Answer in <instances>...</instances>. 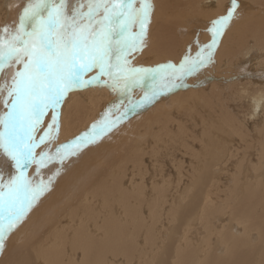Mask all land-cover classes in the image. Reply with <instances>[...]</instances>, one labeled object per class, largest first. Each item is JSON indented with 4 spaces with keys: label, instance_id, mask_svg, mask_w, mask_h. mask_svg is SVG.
<instances>
[{
    "label": "bare ground",
    "instance_id": "obj_1",
    "mask_svg": "<svg viewBox=\"0 0 264 264\" xmlns=\"http://www.w3.org/2000/svg\"><path fill=\"white\" fill-rule=\"evenodd\" d=\"M26 2L0 0V28ZM239 2L214 63L181 87L134 109L173 70L138 73L126 92L101 84L68 94L58 139L37 149H51L56 162L27 172L52 183L7 238L0 264H264V0ZM153 3L147 44L130 67L195 59L231 0ZM125 112L59 164L58 146Z\"/></svg>",
    "mask_w": 264,
    "mask_h": 264
},
{
    "label": "snow or ice",
    "instance_id": "obj_2",
    "mask_svg": "<svg viewBox=\"0 0 264 264\" xmlns=\"http://www.w3.org/2000/svg\"><path fill=\"white\" fill-rule=\"evenodd\" d=\"M240 8L239 0H231L227 15L212 22L211 43L195 59L186 57L178 69L166 64L152 70L130 67L128 57L147 44L153 0H27L18 20L0 28V104L4 109L0 112V159L12 169L7 179L0 169V255L6 251L9 235L52 183L30 179L27 172L33 164L39 169L50 160L56 162L51 149H37L58 139L68 94L101 84L126 92L139 83L138 73L173 70L131 108L151 103L214 63L220 39L239 19ZM9 72H14L11 80ZM92 72L97 75L85 79ZM48 113L51 124L44 130ZM126 115L111 121L102 118L90 131L58 146L59 164L78 156L80 149L112 131Z\"/></svg>",
    "mask_w": 264,
    "mask_h": 264
},
{
    "label": "rangeland",
    "instance_id": "obj_3",
    "mask_svg": "<svg viewBox=\"0 0 264 264\" xmlns=\"http://www.w3.org/2000/svg\"><path fill=\"white\" fill-rule=\"evenodd\" d=\"M16 6H17V5H16ZM47 118H48V115H47L46 118L44 119V124L46 123ZM2 160H4L5 165H8V170H12L11 167H10V165H9V163H8V161L5 160V159H2ZM2 160H0V164H3ZM3 165H4V164H3ZM224 180H225V182L227 181L226 179H224ZM224 180H223V181H224Z\"/></svg>",
    "mask_w": 264,
    "mask_h": 264
}]
</instances>
